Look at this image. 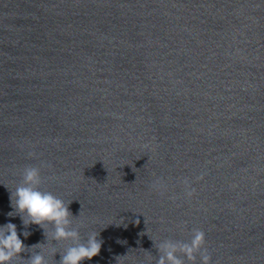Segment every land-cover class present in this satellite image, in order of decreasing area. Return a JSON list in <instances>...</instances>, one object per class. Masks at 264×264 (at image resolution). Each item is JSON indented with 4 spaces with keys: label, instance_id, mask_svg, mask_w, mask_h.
Wrapping results in <instances>:
<instances>
[{
    "label": "water",
    "instance_id": "obj_1",
    "mask_svg": "<svg viewBox=\"0 0 264 264\" xmlns=\"http://www.w3.org/2000/svg\"><path fill=\"white\" fill-rule=\"evenodd\" d=\"M0 120L118 264H264V0H0Z\"/></svg>",
    "mask_w": 264,
    "mask_h": 264
},
{
    "label": "clouds",
    "instance_id": "obj_2",
    "mask_svg": "<svg viewBox=\"0 0 264 264\" xmlns=\"http://www.w3.org/2000/svg\"><path fill=\"white\" fill-rule=\"evenodd\" d=\"M40 169L37 167H27L23 171V179L20 186L11 193L10 201L13 212L8 216L19 215L25 225L35 224L45 226L52 224L55 231L52 237L56 240H77L79 233L69 230L71 213L68 204L50 192L41 191ZM158 183V182H157ZM193 190L187 191L191 196ZM25 236L28 233H24ZM93 233L86 244H77L69 247L63 254L60 264H83L85 260H92L101 251L102 242ZM205 244V233L196 229L193 231L190 242L166 240L159 244L158 251L161 253L156 264H184V258L189 261L196 260V254L201 257V264H210V255ZM25 251V245L18 235L17 226L14 223H7L0 226V264H12V261ZM28 264H45L42 255H35L30 258Z\"/></svg>",
    "mask_w": 264,
    "mask_h": 264
}]
</instances>
